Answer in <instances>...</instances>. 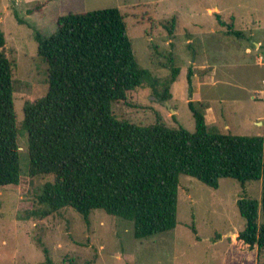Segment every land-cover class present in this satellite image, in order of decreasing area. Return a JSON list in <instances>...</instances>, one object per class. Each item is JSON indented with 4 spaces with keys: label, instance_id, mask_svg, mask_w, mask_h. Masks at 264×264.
Wrapping results in <instances>:
<instances>
[{
    "label": "rangeland",
    "instance_id": "374dc122",
    "mask_svg": "<svg viewBox=\"0 0 264 264\" xmlns=\"http://www.w3.org/2000/svg\"><path fill=\"white\" fill-rule=\"evenodd\" d=\"M107 8L120 10L137 63L149 74L141 88L111 103L117 119L146 126L159 117L168 128L193 133L188 102L194 88V107L204 110L208 104L218 113L208 129L264 136V95L250 100L254 90L264 89V66L255 64L264 63V0H0L3 51L14 65L21 170L17 186L0 189V264H264V249L241 253L233 244L245 224L236 202L241 197L259 201L260 181L242 189L235 180L221 179L212 189L180 176L176 227L141 240L133 237L131 222L100 210L87 220L71 208L42 215L38 195L53 178L29 175L27 134L20 128L25 105L48 89L47 66L37 56L34 32L47 38L58 17ZM257 41L261 52L245 53ZM174 69L171 99L161 101L157 95Z\"/></svg>",
    "mask_w": 264,
    "mask_h": 264
},
{
    "label": "trees",
    "instance_id": "16d2710c",
    "mask_svg": "<svg viewBox=\"0 0 264 264\" xmlns=\"http://www.w3.org/2000/svg\"><path fill=\"white\" fill-rule=\"evenodd\" d=\"M34 40L47 66L48 89L25 105L20 128L27 134L29 175L53 178L38 195L43 216L71 208L87 220L100 210L131 222L133 237L141 240L176 227L180 176L212 189L221 179L235 180L242 189L260 181L259 201L236 202L245 224L233 244L241 253L264 249V136L210 130L192 101L193 133L168 128L159 117L146 126L117 119L111 103L141 88L149 75L137 63L117 8L58 17L54 33L43 38L35 31ZM4 47L0 31V189L17 186L21 176L14 65ZM177 72L157 95L161 101L171 99Z\"/></svg>",
    "mask_w": 264,
    "mask_h": 264
},
{
    "label": "crops",
    "instance_id": "0c3cea01",
    "mask_svg": "<svg viewBox=\"0 0 264 264\" xmlns=\"http://www.w3.org/2000/svg\"><path fill=\"white\" fill-rule=\"evenodd\" d=\"M214 9L215 10H218V12H219V8L218 7H214ZM261 42L260 41H257V42H254V50H251V49H246L245 50V53H248V54H250V53H252V52H254L255 54L256 53H259V52H261V49H260V46H261ZM256 66H264V63H262L261 61H256ZM206 65H207V63H203L202 64V66H200L202 69H205L206 68ZM203 72V71H202ZM206 79H204L205 81L206 80H208V76H204ZM203 79V78H202ZM190 83H191V80H190ZM262 87L264 88V80H262ZM195 93H196V91L194 90V88H193V92H192V94H191V101L194 99L193 97H194V95H195ZM259 94H261V96H263L264 95V89H261V90H254V94H252L251 96H250V100H254L255 101V95H259ZM202 101V97H199V100H198V102H201ZM204 110H203V113H204V117H205V123H206V126L207 127H209V122H210V125L212 126V124H216L217 123V119L218 118H216V114H218L217 112H216V110L215 109H211L210 108V106L208 105V104H204ZM214 116V117H213ZM212 117H213V119H212ZM216 121V123H214V121Z\"/></svg>",
    "mask_w": 264,
    "mask_h": 264
}]
</instances>
